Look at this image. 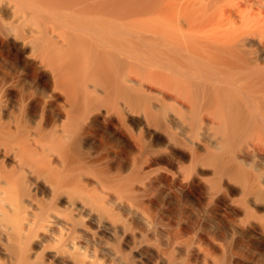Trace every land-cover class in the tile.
I'll return each mask as SVG.
<instances>
[{
	"label": "bare ground",
	"instance_id": "obj_1",
	"mask_svg": "<svg viewBox=\"0 0 264 264\" xmlns=\"http://www.w3.org/2000/svg\"><path fill=\"white\" fill-rule=\"evenodd\" d=\"M0 264H264V0H0Z\"/></svg>",
	"mask_w": 264,
	"mask_h": 264
},
{
	"label": "rangeland",
	"instance_id": "obj_2",
	"mask_svg": "<svg viewBox=\"0 0 264 264\" xmlns=\"http://www.w3.org/2000/svg\"><path fill=\"white\" fill-rule=\"evenodd\" d=\"M150 183L151 182L147 183V187L149 186V189L147 188V193L155 195V197L157 196V200L159 198L160 202H158L161 204V206H159L160 210L161 207H163L161 213L164 211V214L168 213L167 216H160L162 217L160 218L162 220L167 217L168 221L166 219L164 220L166 221L164 223H166L167 226L169 225V230L166 228V233H191V231L194 233L196 231L195 233L204 232L208 234H217L221 238L223 237V233H230L228 227V231L226 230L227 224L225 220H222L221 218L215 219V224L210 225L201 218V213L211 211L212 209V206L208 205L206 201L188 197L181 190L175 188L173 185H170L171 183L165 179L156 181L154 184L153 182L151 184ZM166 210L168 212H166ZM170 219L171 221H169ZM183 223H185L188 227V229H184L185 231L181 228V224ZM190 228L192 229L190 230Z\"/></svg>",
	"mask_w": 264,
	"mask_h": 264
}]
</instances>
